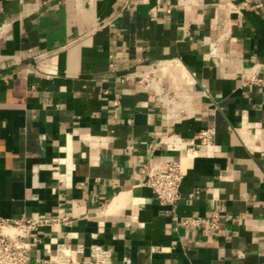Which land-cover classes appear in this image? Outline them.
Masks as SVG:
<instances>
[{
	"label": "crops",
	"instance_id": "1",
	"mask_svg": "<svg viewBox=\"0 0 264 264\" xmlns=\"http://www.w3.org/2000/svg\"><path fill=\"white\" fill-rule=\"evenodd\" d=\"M0 216L50 220L24 264H264V0H0Z\"/></svg>",
	"mask_w": 264,
	"mask_h": 264
},
{
	"label": "built area",
	"instance_id": "2",
	"mask_svg": "<svg viewBox=\"0 0 264 264\" xmlns=\"http://www.w3.org/2000/svg\"><path fill=\"white\" fill-rule=\"evenodd\" d=\"M214 132L211 128L199 131L190 147L209 146L213 141ZM184 178V171L179 160H169L159 165L146 164L141 172V184L151 189L160 205L173 211L180 200V185ZM41 218H5L0 216V264H24L30 259L31 244L29 238L38 227L49 223ZM204 222L200 217L183 220L185 226H199ZM211 227H216L212 223ZM92 254L97 262L111 263L110 252L100 246H92ZM78 250L69 245L61 244L55 254L44 260V264H76L75 256Z\"/></svg>",
	"mask_w": 264,
	"mask_h": 264
}]
</instances>
